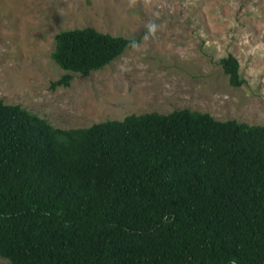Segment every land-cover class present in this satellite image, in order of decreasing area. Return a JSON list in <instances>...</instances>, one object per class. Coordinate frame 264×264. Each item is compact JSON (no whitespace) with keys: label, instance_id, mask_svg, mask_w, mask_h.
<instances>
[{"label":"trees","instance_id":"16d2710c","mask_svg":"<svg viewBox=\"0 0 264 264\" xmlns=\"http://www.w3.org/2000/svg\"><path fill=\"white\" fill-rule=\"evenodd\" d=\"M139 36L59 30L67 86ZM232 86L236 58H219ZM0 257L8 264H264V125L187 108L59 128L0 100Z\"/></svg>","mask_w":264,"mask_h":264},{"label":"rangeland","instance_id":"374dc122","mask_svg":"<svg viewBox=\"0 0 264 264\" xmlns=\"http://www.w3.org/2000/svg\"><path fill=\"white\" fill-rule=\"evenodd\" d=\"M84 26L139 42L51 89L55 33ZM0 100L59 128L180 108L264 125V0H0Z\"/></svg>","mask_w":264,"mask_h":264}]
</instances>
